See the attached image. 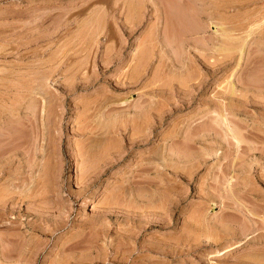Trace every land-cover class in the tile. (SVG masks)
Here are the masks:
<instances>
[{
  "label": "rangeland",
  "instance_id": "rangeland-1",
  "mask_svg": "<svg viewBox=\"0 0 264 264\" xmlns=\"http://www.w3.org/2000/svg\"><path fill=\"white\" fill-rule=\"evenodd\" d=\"M263 71L264 0H0V264H264Z\"/></svg>",
  "mask_w": 264,
  "mask_h": 264
},
{
  "label": "bare ground",
  "instance_id": "bare-ground-1",
  "mask_svg": "<svg viewBox=\"0 0 264 264\" xmlns=\"http://www.w3.org/2000/svg\"><path fill=\"white\" fill-rule=\"evenodd\" d=\"M181 14H182V13H181ZM181 14H180V15L177 14V16H176L179 20H180V18H182V17H180V16H182ZM183 14H184V13H183ZM190 16H191V15H190ZM176 17H175V18H176ZM179 17H180V18H179ZM193 19H194V18H193ZM175 20H176V19H175ZM183 20H184V19H183ZM183 20L181 19V21H183ZM184 24H185V23H183V25H184ZM187 27H188V26H187ZM172 34H173V33H172ZM249 34H250V33H249ZM249 34H248V35H249ZM173 35H174V34H173ZM241 49H242V48H241ZM249 52H250V51H249ZM248 54H249V53H248ZM250 57H251V56H250ZM250 57H249V58H250ZM253 59H254V58H253ZM249 60H250V59H249ZM250 61H251V60H250ZM251 63H252V62H251ZM253 63H254V62H253ZM261 64H262V63H261ZM247 65H248V64H247ZM257 65H258V64H257ZM255 67H256V65H255ZM249 70H250V69H249ZM256 70H257V68H256ZM258 70H259V69H258ZM262 70H263V69H262ZM247 72H248V71H247ZM263 72H264V71H263ZM252 73H254V71H252ZM252 73H250L251 76H253ZM250 74H249V75H250ZM251 76H249L250 79L252 78ZM254 76H255V74H254ZM260 76H262V75H260ZM260 76H259V77H260ZM260 78H262V77H260ZM248 79H249V78H248ZM253 79H254V78H253ZM258 79H259V78H258ZM262 79H263V78H262ZM247 81H248V80H247ZM251 81H252V80H251ZM262 81H264V79H263ZM262 81H261V82H262ZM252 83H253V82H252ZM260 96H261V95H260ZM232 131H233V130H232ZM229 132H230V131H229ZM233 132H234V131H233ZM3 133H4V132H3ZM3 133H2V134H3ZM0 134H1V133H0ZM2 134H1V135H2ZM4 134H5V133H4ZM4 136H5V135H4ZM236 136H237V135H236ZM3 138H4V140H5V139L8 138V137L6 136V137H3ZM3 138H2V137L0 138V144H3V143H1L2 140H3ZM237 138H238V136H237ZM237 138H236V139H237ZM238 139H239V138H238ZM239 140H240V139H239ZM4 144H5V143H4ZM1 146H2V145H0V147H1ZM3 146H4V145H3ZM1 148H2V147H1ZM3 149H4V148H3ZM92 155H93V154H92ZM1 166H3V165H1ZM90 167H91V166H90ZM46 190H47V189H46ZM47 193H48V192H47ZM43 195H44V194H43ZM233 244H235V243H233ZM233 244H232V245H233ZM232 245H231V246H232ZM261 254H262V253H261ZM255 255H256V254H255ZM256 260H257V259H256ZM260 260H261V259H260Z\"/></svg>",
  "mask_w": 264,
  "mask_h": 264
}]
</instances>
